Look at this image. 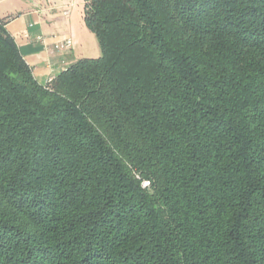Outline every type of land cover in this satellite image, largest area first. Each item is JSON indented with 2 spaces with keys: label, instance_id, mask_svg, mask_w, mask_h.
Listing matches in <instances>:
<instances>
[{
  "label": "trees",
  "instance_id": "1",
  "mask_svg": "<svg viewBox=\"0 0 264 264\" xmlns=\"http://www.w3.org/2000/svg\"><path fill=\"white\" fill-rule=\"evenodd\" d=\"M83 19L40 84L0 18V264H264V0Z\"/></svg>",
  "mask_w": 264,
  "mask_h": 264
},
{
  "label": "crops",
  "instance_id": "2",
  "mask_svg": "<svg viewBox=\"0 0 264 264\" xmlns=\"http://www.w3.org/2000/svg\"><path fill=\"white\" fill-rule=\"evenodd\" d=\"M83 5L84 0H0V18L8 19L6 30L38 83L78 59L100 55L96 37L84 23ZM68 38L72 48L58 49Z\"/></svg>",
  "mask_w": 264,
  "mask_h": 264
},
{
  "label": "built area",
  "instance_id": "3",
  "mask_svg": "<svg viewBox=\"0 0 264 264\" xmlns=\"http://www.w3.org/2000/svg\"><path fill=\"white\" fill-rule=\"evenodd\" d=\"M72 46H73V41H72L71 38L65 39L64 41L59 42V43L57 44L58 49L63 50V51H65V52H66V51H69V50L72 48ZM53 77H54V76H50V77L47 79L46 82H50V81L53 79ZM145 184H146V183H144V185H145Z\"/></svg>",
  "mask_w": 264,
  "mask_h": 264
}]
</instances>
